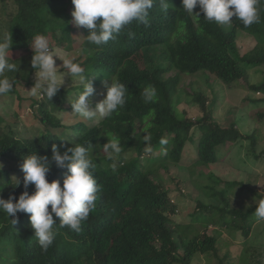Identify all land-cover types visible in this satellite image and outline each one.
<instances>
[{
    "label": "trees",
    "instance_id": "trees-1",
    "mask_svg": "<svg viewBox=\"0 0 264 264\" xmlns=\"http://www.w3.org/2000/svg\"><path fill=\"white\" fill-rule=\"evenodd\" d=\"M257 6L259 23L245 27L233 18L232 24L225 27L208 22L203 13L189 15L182 8V0H169L167 13L162 11L161 0H154L147 26L134 21L102 46L89 44L84 38L81 46L88 58L81 66L87 77L91 75L93 95L110 80L119 81L128 90L125 105L111 118L100 119L93 126L80 122L67 128L60 116L72 109L71 101L83 91V85L59 89L51 100L45 95L43 100H33V105L39 106L38 126L43 132L37 137H19L13 125L6 124L3 113L16 100L23 101L22 87L35 85L32 77L36 72L31 65L34 52L29 43L35 35L43 34L51 47L57 43L70 49L74 27L68 11L74 5L71 0H0V38L11 36L10 59L17 65L16 72L6 73L14 81L13 90L0 96V108L5 109L0 112V196L8 199L12 195L18 200L25 191L23 176L19 187L12 185L13 171L20 172V166L9 168L7 164H21L31 152L49 157L46 178L49 182L62 178V186L66 170L51 161L53 144L61 153L73 143L86 147L90 144L94 176L100 188L96 206L80 231L57 224L55 239L46 251L34 237L28 214L18 213L17 223L12 225L13 217L0 211V264H193L197 256L205 264H264L263 251L250 247L257 223L256 206H232L237 189L246 188L242 183L225 182L213 172H200L202 177L205 175L203 182L197 178L193 181L199 194L196 208L191 210V221L182 224L172 219L179 205L173 202L174 192L164 188L160 176L162 169L167 172L173 167H185L182 161L190 147L195 159L186 169L194 173L198 166L210 170L224 162L223 154L239 143L249 141L254 153L262 144L258 130L244 135L237 122L228 128L213 122L200 94H195V102L205 113L202 119L181 120L175 108L182 93L177 89L181 76L199 72L229 87L244 81L251 94L264 96V0H259ZM82 30L86 37L89 30ZM238 31L252 35L256 42L244 55L237 47ZM136 56L146 60L143 67L135 62ZM252 69L263 75L262 81L248 80ZM171 72L178 77L175 85L166 78ZM148 86L156 89L157 96L154 102L145 103L141 93ZM200 127L208 130L197 138ZM147 134L154 149L151 154L144 150ZM113 137L120 140L122 152L117 160H108L100 152ZM161 138L167 140L166 145L159 143ZM263 156L253 155L256 160ZM27 191L32 194L34 185ZM179 196L184 198L181 193ZM204 198L213 202L207 204ZM53 219L59 222L54 214ZM224 228L239 232L243 242L237 244V234L225 237Z\"/></svg>",
    "mask_w": 264,
    "mask_h": 264
},
{
    "label": "clouds",
    "instance_id": "clouds-1",
    "mask_svg": "<svg viewBox=\"0 0 264 264\" xmlns=\"http://www.w3.org/2000/svg\"><path fill=\"white\" fill-rule=\"evenodd\" d=\"M71 2L74 5L71 23L77 28L84 27L89 30L85 37L86 41L96 46L114 40L134 21L147 26L150 22V10L154 5V0H71ZM258 3L259 0H182V8L189 15H194L193 10L198 6L200 12L195 16L203 13L205 20L221 26H230L235 18L245 27H249L260 22ZM168 4L169 0H161L164 13L168 12ZM12 43L11 36L0 38V96L7 95L14 87V81L6 75L8 72L17 71V65L10 59ZM29 45L34 52L31 65L35 72H38L37 82L28 90L32 97L45 95L51 100L57 93L62 84L58 79L55 59L59 58L62 61L60 66L67 69V76L78 78L83 85V91L71 101L73 112L80 118L94 122L111 118L125 105L128 91L126 85L110 80V83L105 84L106 95L93 108L89 97L94 94L95 89L81 64L74 62L69 56L61 58L55 54L46 35H35ZM141 94L144 102L150 103L155 101L157 91L154 87L148 86L143 88ZM144 141L145 152L153 153L149 134L144 135ZM159 143L166 145L167 140L161 138ZM90 149L93 151L90 144L86 147L73 143L72 147L61 153L56 144L52 145L51 161H54L58 168L66 170L62 186L59 180L49 182L46 178L50 172L49 157L31 152L20 164L24 174L22 183L25 191L19 195L18 200L12 195L8 199L0 196V211L8 218L13 217L12 225L17 223L18 213L29 215L34 237L45 251L55 239L54 226L58 224L60 228L68 227L79 232L82 223L88 219L96 206L100 188L94 176L95 165L90 156ZM101 151L108 160H115L122 152L120 140L116 137L108 138ZM2 167L0 165V168ZM20 184L19 179L15 177L12 179L13 187H19ZM30 185L35 187L32 194L27 191ZM255 203L254 216L257 222L264 221V199ZM53 214L58 218V223L53 219Z\"/></svg>",
    "mask_w": 264,
    "mask_h": 264
},
{
    "label": "rangeland",
    "instance_id": "rangeland-1",
    "mask_svg": "<svg viewBox=\"0 0 264 264\" xmlns=\"http://www.w3.org/2000/svg\"><path fill=\"white\" fill-rule=\"evenodd\" d=\"M68 12L70 13L69 17L72 18V10L69 9ZM198 12L199 7H196L193 10V14L195 15ZM72 26L74 27V33L72 34L74 43L71 48L66 49L56 43L54 44L55 46H52V49L54 53L61 58L69 56L73 58L74 62L81 64L85 58H88V55H85L83 51V46H81L85 38V33L84 30H82V27L77 28L73 24ZM237 34V47L239 53L244 55L247 52H250L256 45L254 37L243 31H238ZM89 52L91 53L93 50H89ZM55 59L56 65L58 66V79L62 83L59 89L67 90L72 89L74 86H79L81 84L79 79L67 76V69L60 66L62 61L59 60V58ZM135 62L143 67L146 60L142 56H136ZM201 73L202 72L195 75H182L178 83V77L174 72L166 75V78H169L168 82H173V85L177 83V89L180 90L179 93L182 91L181 96L179 97L178 95V102L175 104L178 117L181 120L196 121L205 116L200 104L195 102V94H200L206 101L207 113L213 122L220 124L223 128H228L231 124L237 122V126L242 134L251 135L258 130L261 132L263 141L262 144L256 148L255 153L252 150L249 141H244L242 144L239 143L233 147L231 152L223 154V157H226L224 162L217 164L210 170L198 166L195 168L196 171L194 173L186 169V167L191 165L195 159V151L193 147H190L186 149L182 161V165L185 167L181 169L173 167L167 172L164 171V169L161 170L160 176L162 185L165 189L172 193L174 192L171 198L173 202L179 205L178 214L173 216L172 219L175 222L182 224H187L191 221V210L194 211L196 208L195 200L198 198L199 194L193 185V181L197 178L203 182L205 175L202 177L199 175L200 172L205 174L213 172L225 182H238L246 187L244 189H237L238 195L236 196L235 201L232 202V206L235 208L244 209L250 206H256L255 201L258 202L260 199L255 195L253 196L249 191L250 189L256 192L259 196H264V156L260 157L258 160L253 157L254 154H264V117L260 118V116L264 115V96L261 94H251L248 90V85L244 81L240 84L229 87L223 85L221 82L215 81L211 77H203ZM90 76H88V80ZM32 79V82L35 84L38 80V72L33 75ZM262 79L263 75L259 73L257 69L249 71L248 80L250 82L258 83L262 81ZM41 83L43 82L41 81ZM32 87L33 86H28L26 89L23 87L20 89L23 96L22 102L16 100L15 103L10 105L4 113L2 110L5 109L0 108V112L7 116L6 124H12L14 131L19 137H37L43 132V129L38 126L40 123V117L37 114L39 106L33 105V100H43V95L32 97L28 92ZM106 91L107 89L100 88L95 95L89 97L93 108L104 98ZM253 100L258 103L254 104L252 102ZM60 119L62 125L67 128L80 122L92 126L100 120L99 119L95 122L83 120L73 112V109L69 110L67 113L63 112ZM207 130L206 127H200L196 137H199L200 132L203 133ZM72 134L73 133H69L70 136H72ZM100 155L106 157L102 151L100 152ZM115 160H117V157ZM7 166L9 168H17L20 164L10 163L7 164ZM22 176V171H13V179L14 177L21 179ZM58 180L60 183L62 182V178H59ZM204 183L207 184L206 179ZM180 193L181 195H184V198L179 196ZM200 196L202 195L200 194ZM204 199L207 204L213 202L210 199ZM215 214H217V212ZM222 230L225 237L228 238H233V235L237 234V244L243 242L244 238L239 235V232L235 233V231L228 230L227 228ZM250 247L261 249V251H263L262 254H264V221L256 223L251 235ZM224 253L225 252H222V257L224 256ZM262 260L264 261V257H262ZM193 264H205L204 259L201 256H197ZM213 264L216 263L214 262Z\"/></svg>",
    "mask_w": 264,
    "mask_h": 264
}]
</instances>
